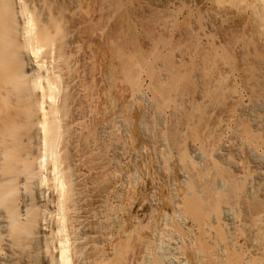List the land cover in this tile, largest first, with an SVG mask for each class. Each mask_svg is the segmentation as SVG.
I'll list each match as a JSON object with an SVG mask.
<instances>
[{"label": "bare ground", "instance_id": "obj_1", "mask_svg": "<svg viewBox=\"0 0 264 264\" xmlns=\"http://www.w3.org/2000/svg\"><path fill=\"white\" fill-rule=\"evenodd\" d=\"M0 264H264V0H0Z\"/></svg>", "mask_w": 264, "mask_h": 264}]
</instances>
